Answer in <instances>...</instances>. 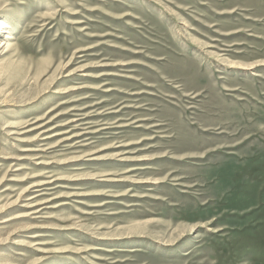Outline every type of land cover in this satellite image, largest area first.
<instances>
[{
    "label": "rangeland",
    "instance_id": "374dc122",
    "mask_svg": "<svg viewBox=\"0 0 264 264\" xmlns=\"http://www.w3.org/2000/svg\"><path fill=\"white\" fill-rule=\"evenodd\" d=\"M0 44V264H264V0H0Z\"/></svg>",
    "mask_w": 264,
    "mask_h": 264
},
{
    "label": "bare ground",
    "instance_id": "6f19581e",
    "mask_svg": "<svg viewBox=\"0 0 264 264\" xmlns=\"http://www.w3.org/2000/svg\"><path fill=\"white\" fill-rule=\"evenodd\" d=\"M5 39H9V38L6 37ZM10 39H11V38H10ZM0 45H4V44H0Z\"/></svg>",
    "mask_w": 264,
    "mask_h": 264
}]
</instances>
